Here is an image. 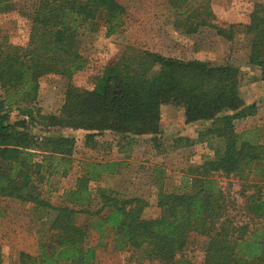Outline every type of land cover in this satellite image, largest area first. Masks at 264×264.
Masks as SVG:
<instances>
[{"label":"trees","instance_id":"16d2710c","mask_svg":"<svg viewBox=\"0 0 264 264\" xmlns=\"http://www.w3.org/2000/svg\"><path fill=\"white\" fill-rule=\"evenodd\" d=\"M169 4L187 35L205 28L226 42L239 34L248 37L247 64L264 73V0L252 5L247 24L226 27L214 23L210 0ZM13 10L29 22V32L25 46L0 41V199L32 205L39 218L44 216L40 222L45 225L36 255L20 253V264H97L96 248L87 243L89 231L111 237L114 250L134 253L147 264H196L184 254L191 235L205 239L199 264H264L261 190L246 197L249 223L234 224L228 218L233 206L215 178L247 180L264 165V145L247 138L248 132L233 130L234 120L255 112V106H244L239 95L238 69L125 47L102 67L90 88H79L72 83L86 64L79 51V33L84 25L98 21L106 36L116 33L124 25L121 4L0 0V12ZM48 75L66 80L63 103L54 114L35 107L39 80ZM162 106L182 109L187 125L209 122L198 132L197 142L212 154L189 168L178 188L168 191L161 179L156 182L157 217H143L147 202L140 197L125 198L98 187L92 194L89 183L115 175L121 165L115 162L83 163L75 188L66 194L68 205L53 206L41 198L34 179L41 184L46 172V178L64 176L75 147L74 139L51 131H84L90 147L102 132L155 137ZM12 111L19 115L13 123ZM34 128L43 136L31 134ZM175 143L191 145L183 137ZM94 195L99 207L93 211ZM77 214L86 217V224L76 222Z\"/></svg>","mask_w":264,"mask_h":264},{"label":"rangeland","instance_id":"374dc122","mask_svg":"<svg viewBox=\"0 0 264 264\" xmlns=\"http://www.w3.org/2000/svg\"><path fill=\"white\" fill-rule=\"evenodd\" d=\"M116 1L125 10L124 25L120 30L106 36L102 22L98 21L95 25H84L79 33V51L86 64L83 70L72 77L74 86L90 88L102 67L125 47L182 60H199L213 66H233L239 71V95L244 106H255L254 114L233 121V130L236 133L248 132L247 138L253 137L264 145V73L258 67L247 64L248 37L239 34L233 41L226 42L205 28L195 35H187L180 23H176L170 0ZM262 1L210 0L211 11L215 16L214 23L220 27L247 24L252 5ZM28 32L29 22L20 17L17 11L0 12V41L14 46H25ZM65 86L66 80L62 77H42L39 80L35 107L40 108L43 114L57 113L63 103ZM2 97L3 92L0 89V99ZM18 119V113L12 111L10 122ZM208 125L209 122L187 125L184 123L182 109L162 106L160 132L155 137H121L102 132L95 136V144L90 147L85 144L84 131L53 130L51 135L75 140L73 153L68 159L69 168L64 176L53 174L46 178V172L44 181L37 184L34 179L33 185L37 187L41 198L51 205H64L68 203L66 194L75 188L83 163L115 162L121 164L115 175H104L97 182L89 183L92 194L98 187L125 198L140 197L147 202L143 217L155 218L159 215L155 206L156 182L161 179L163 188L172 191L180 186V180L189 168L198 166L211 156L212 153L205 145L197 142L198 132ZM30 132L34 136H43V132L35 128ZM181 137L188 138L191 145L186 147L182 143L176 144L175 141ZM37 159L40 160V157ZM215 178L233 206L228 211L230 221L234 224L249 223V215L245 212L246 197L256 193L258 188L264 198V165L259 167L258 172L250 174L247 180L236 176ZM93 198L94 211L98 209L99 202L96 195ZM39 216V212L30 204L0 199V251L3 264H20V253L36 255L38 237L45 228L40 222L44 216ZM85 219L82 214L76 216L79 225L86 224ZM204 242V238L191 235L185 256L196 264L201 263ZM87 243L96 248L97 264H147L144 260L140 261L134 253L114 250L111 237L107 235L100 238L95 232L89 231Z\"/></svg>","mask_w":264,"mask_h":264}]
</instances>
